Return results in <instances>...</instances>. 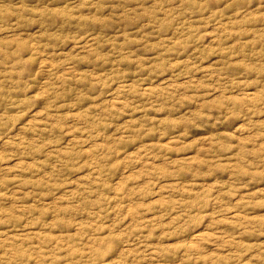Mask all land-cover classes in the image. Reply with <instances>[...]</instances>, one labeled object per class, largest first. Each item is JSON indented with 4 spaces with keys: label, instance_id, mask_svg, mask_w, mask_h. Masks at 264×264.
<instances>
[{
    "label": "rangeland",
    "instance_id": "obj_1",
    "mask_svg": "<svg viewBox=\"0 0 264 264\" xmlns=\"http://www.w3.org/2000/svg\"><path fill=\"white\" fill-rule=\"evenodd\" d=\"M0 264H264V0H0Z\"/></svg>",
    "mask_w": 264,
    "mask_h": 264
}]
</instances>
